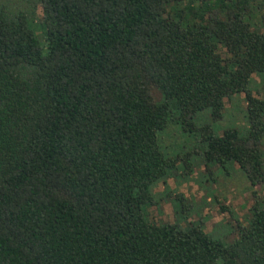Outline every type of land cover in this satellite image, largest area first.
Returning <instances> with one entry per match:
<instances>
[{"label": "trees", "instance_id": "16d2710c", "mask_svg": "<svg viewBox=\"0 0 264 264\" xmlns=\"http://www.w3.org/2000/svg\"><path fill=\"white\" fill-rule=\"evenodd\" d=\"M263 143L264 0H0V264H264ZM197 158L221 235L157 191Z\"/></svg>", "mask_w": 264, "mask_h": 264}, {"label": "rangeland", "instance_id": "374dc122", "mask_svg": "<svg viewBox=\"0 0 264 264\" xmlns=\"http://www.w3.org/2000/svg\"><path fill=\"white\" fill-rule=\"evenodd\" d=\"M41 35V34H40ZM42 46L46 44V39L40 36ZM227 101V107L233 109L232 105ZM228 122H221V126H229L238 123L235 120L227 118ZM238 121H240L238 119ZM239 124V123H238ZM264 150V143H263ZM214 168L213 178L205 172V165L202 160L195 161L194 173L188 180L183 178L171 177L168 179V184L160 183L157 191L162 192L168 190H179L183 192L189 199V202L195 207L189 220H204L206 228L216 230L218 234H222L224 223L229 222V212H220L218 201H213L212 198L217 197L219 201L225 202L233 206L234 211L240 218L249 213V209L253 204L252 188L246 177L238 166L231 168L230 173H226L224 168L216 165ZM207 175V176H206ZM260 195H264V185H261L259 190ZM150 217L154 220L175 221L180 217L175 216L174 207L171 201H162L159 205H153L149 208Z\"/></svg>", "mask_w": 264, "mask_h": 264}]
</instances>
